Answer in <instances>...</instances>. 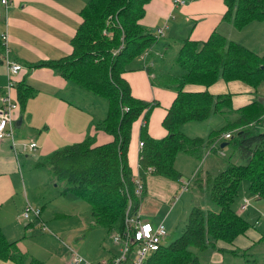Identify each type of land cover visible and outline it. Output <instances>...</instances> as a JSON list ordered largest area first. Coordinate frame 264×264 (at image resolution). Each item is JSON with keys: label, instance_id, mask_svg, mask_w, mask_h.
<instances>
[{"label": "trees", "instance_id": "obj_1", "mask_svg": "<svg viewBox=\"0 0 264 264\" xmlns=\"http://www.w3.org/2000/svg\"><path fill=\"white\" fill-rule=\"evenodd\" d=\"M223 1L226 6L223 18L235 28L264 19V0ZM149 2L88 0L79 13L81 22L71 39L72 52L60 59L36 64L48 65L57 71L67 81V89L74 84L78 87L76 90H86L91 98L105 100V116L96 118L92 124L107 133L110 140L98 144L94 136L87 134L81 141L42 157L35 166L47 167L56 182H64L61 193H74L89 202L94 224L106 228L110 236L125 229L130 202L129 212L137 213L149 174L177 180L181 177L175 167L179 153L201 160L206 150L216 149L218 154L224 151L220 156L224 157L226 167L205 180L213 207L203 210L192 206L182 233L151 252L143 262L204 264L198 259L199 251L215 248L218 240L232 242L250 226L233 208L240 183L248 180L249 189L264 198V131H253L264 115V105L254 101L233 109L228 94L213 95L206 89L187 87H208L222 78L244 81L256 88L264 84V54L228 40L215 29L202 42L187 37L178 42L177 48L168 43L156 52L162 36L140 23ZM141 55H144L143 69L150 77V84L171 89L176 94L162 120L167 131L162 138H153L146 123L158 102L133 96L123 76L131 69L128 64ZM15 83L16 100L23 110L32 90L18 81V77ZM143 112L138 174L144 180V191L139 199L134 194L128 147L132 125ZM215 114L224 123L206 136H190L182 130L187 122L203 121ZM226 133L230 134L229 138L224 137ZM0 259L15 264H47L21 251L16 241L6 239L1 229Z\"/></svg>", "mask_w": 264, "mask_h": 264}, {"label": "crops", "instance_id": "obj_2", "mask_svg": "<svg viewBox=\"0 0 264 264\" xmlns=\"http://www.w3.org/2000/svg\"><path fill=\"white\" fill-rule=\"evenodd\" d=\"M87 1L11 0L7 9L6 23L10 57L23 66V69L17 75L18 81H23L32 90L26 100L24 109L18 108L14 114L15 135L19 142H36L37 149L31 152H15L8 140L0 143V229L7 240L16 241V245L21 251L47 264H70V248L76 249L82 257L89 261L110 258L117 253L118 248L112 241H109L111 245L108 246L106 244L108 241H58L52 235H49L52 241H45L48 236L44 234L40 235L37 241L31 239L35 236L31 234L34 232L31 228L43 223V217H49L50 214L45 212V209L50 208V201L63 198L67 194L61 193V188H57V183H54V187H56L55 196L47 189L45 192L40 190L41 192L36 194L34 192L35 188L32 189L31 179L34 176H31V174L33 171L39 172L38 170L41 167L35 168V163L60 147L81 141L87 134L94 136L98 144L110 140L107 133L93 127L92 123L96 120V117H94L96 112L76 102L73 96L69 98L70 100L62 96V92L67 89V81L48 65H36L41 61L60 59L72 52L71 39L80 25L81 17L79 13ZM179 1L150 0L146 5L145 15L140 23L153 32L158 27H163L160 25L161 20L164 21L167 28H170L167 22L170 21L172 17L170 15L178 6L181 7L177 8L178 12L173 17L177 19L178 13L186 16L184 25L189 23V19L194 20L199 16L210 15L211 12L214 18L209 17L208 21L203 24H198V20H196L189 28L185 25L184 36L182 37H179V33L172 29L170 34L174 38L160 44V46L157 45L156 52L163 44L168 45V43H172L177 48L178 43L176 41L187 37L202 42L215 29L228 40L236 41L257 54H264V19L254 20L238 29L235 28L232 22L224 20L223 14L226 6L222 0H192L189 3ZM5 18L0 5V33L5 29ZM139 60L140 64L139 62L131 63L129 65L131 69L125 71L123 76L129 82L133 96L158 102V106L152 109L146 123L147 130L153 138H162L167 131L161 125L160 119H163L164 109L167 110L176 94L171 89L151 85L150 77L143 69L144 62L141 56ZM1 64L4 68L3 71H0V105L7 83L6 68L0 58ZM242 82L246 83L240 80L226 81L219 78L208 87L190 85L187 88L189 90L206 89L213 95L228 94L231 96L233 109L246 106L254 101L261 102L264 105V86L261 87L260 85L254 88L247 83V85H244ZM16 85L17 83H15ZM15 86L12 90V97L16 100ZM232 86H236L244 92L231 91ZM161 101L165 105L163 108L160 105ZM105 111L106 107L103 112L100 111V119L105 116ZM216 116L217 114L203 120L207 122L204 134H192L186 130L188 127L182 130L190 136H206L219 126V124L213 123ZM194 122H187L182 128L197 124ZM143 123L144 112L132 125L128 147V163L134 176L138 174L140 126ZM258 123L260 126H264V115ZM257 131H264V128ZM211 153L206 150L203 156L205 167L200 175L204 178L201 180L204 181L207 177L215 175L226 167L224 161H221L217 156V158L212 156ZM219 153L224 155V151ZM188 156L184 158V163H190L192 166L194 157L192 155ZM196 166L193 167L190 174H195L194 178L199 179V171L196 172L195 170ZM47 170L48 172H44L46 175L40 174L39 176L42 181L41 184L46 186L49 182H52L50 179L51 173L49 169ZM171 180L155 174H149L146 177L145 195L139 207L140 215L143 213L145 204L150 208L149 211L152 214L159 207V203L151 196L152 188L160 190L165 195L163 199H167L176 193L180 185L179 181L172 180L171 182ZM244 198L250 199V204L241 210L240 206ZM26 202L35 208H40L39 217H35L30 221H24L21 218L20 214ZM40 202L42 206L38 205ZM154 207L155 209H153ZM212 207L213 205L209 199L207 209ZM233 208L250 224L248 229L236 236L232 242L218 240L215 248L199 251L197 253L198 259L204 264H264V198L255 195L246 182L240 185L239 194L233 203ZM69 209L66 206L50 208L54 216L57 217L68 216ZM149 222L154 225L157 224L152 221ZM49 223L53 226L57 225L54 222ZM91 223L94 224L93 221ZM101 236L102 233H99V240ZM28 238H30V241H28ZM103 244L105 245L103 246ZM0 264L15 263L0 259Z\"/></svg>", "mask_w": 264, "mask_h": 264}, {"label": "rangeland", "instance_id": "obj_3", "mask_svg": "<svg viewBox=\"0 0 264 264\" xmlns=\"http://www.w3.org/2000/svg\"><path fill=\"white\" fill-rule=\"evenodd\" d=\"M183 1H185V3H189L192 0H183ZM178 7H181V6H178ZM177 8H175L172 14L170 15L172 17L170 21L167 22L168 26L170 25V28L168 27L164 29L163 36L160 38L159 43H158L159 46L160 44L166 41H171L174 38L170 34L172 29H174L177 33H179L178 35L179 37H182L184 36L183 34L184 29L186 27L189 28L190 26H192L193 22L195 23L196 20H198L197 22L198 24H203L204 22L208 21L209 17H211V19L214 18V15L211 12L210 15L199 16V17H196L194 20L189 19L188 20L189 23L185 24L186 25L185 27L184 23L186 22V16L180 15V13H178L177 19H174L173 17V15L175 16L178 12ZM160 23H161L160 25L164 27V21L161 20ZM178 42L179 41H176V43ZM168 56H170V54H166V57ZM135 62H139L140 64L139 58H136L131 63H135ZM130 64H128V67ZM1 65H0V71H3L4 66L3 65L1 66ZM243 84L247 85L246 83H243ZM71 85L73 88L64 90L62 92V96H64V98H67V99H69L72 96H75L74 100L76 102H79L85 105L86 107L90 108L93 112H96L94 117L100 118L99 116L100 111L103 112L104 108L106 107L105 100L103 98L93 99L89 96L86 90L82 88H80V90H76L78 89V87L74 84H71ZM262 86H264V84H262L261 87ZM162 91H165V90H162ZM231 91L244 92V90L239 89L236 86H232ZM160 105H161V108L165 106L162 101L160 102ZM102 106H103V109H102ZM165 112L166 111L164 109V114ZM161 120L163 119H160V123L162 125ZM213 121H214L213 123L219 124L218 127L223 125L222 124L223 119L221 116H219V114H217V116L214 118ZM194 123H197V124H192V126H184L182 129H185V127H188L186 128V130L192 134H204L207 122L195 121ZM263 128L264 126H260L259 123L258 124L256 123L254 125L253 131L259 132L257 130H261ZM226 151L227 149H225V152ZM211 152H212L211 153L212 156H215V157L217 156L221 161L225 162L224 157L220 156V154L216 152V149H214ZM178 155L179 156L176 159L175 167L180 171L181 177L177 179L180 185L178 186L176 193L167 199H163L165 195L161 193L160 190H155L152 188L151 196H153L155 201L159 203V207H157L156 211H154V214H152L149 211L150 208H148L145 204L143 206V213H141L142 219L152 221L153 223H158L160 221H163L166 227V230H167V235L162 239V244H169L171 241H173L176 237H178L182 233L185 227V223L187 221L191 206H194V205L201 206V208L203 207V210H207V207L209 206L210 193H209L208 188L206 187L205 181L204 180L201 181V179H204V178L201 177L200 175L203 168L205 167V158L204 159L202 158L201 160L193 158V165L191 166L190 163H187V164L184 163V158L189 157L188 155L183 154V153H179ZM195 165H197L195 169L196 172L199 171V179L194 178L195 174L193 173H192L193 175L190 174ZM38 167H41L38 170L39 172L33 171L31 174V176H34L31 179V185L33 186L32 189L35 188L34 192L36 194L41 192L40 190L45 192V190L47 189L51 194L54 195L55 190H56V187H54L55 186L54 183H57L58 181L56 182L55 178L50 174V179L52 180V182H49L47 186L45 184L42 185L41 184L42 181L40 180L39 176L40 174H45L46 172H48L47 170L48 168L45 166L44 167L35 166V168H38ZM28 180L29 178L27 179V181ZM181 181L188 182L187 189H183L181 187ZM246 182H248V180H243L240 183V185ZM57 184H58L57 188L60 189L61 187H63L64 182L60 181ZM40 185L42 186L40 187ZM175 195L178 196V198L175 201V203L172 204V202L174 201ZM50 202H51V204L49 205L50 208L52 207L54 208L56 206L59 208H61L62 206L63 207L66 206L70 208L69 214L66 217H62V216L57 217V216H54V214L52 213V210H50V208L47 207L45 209V212L49 213L50 215L47 218H44L42 216L44 219V222L40 223V225L38 224L31 228L34 230V232L31 234L35 235L33 238H31L32 240L37 241L40 238V235L44 234L48 236V239L45 241H52L49 236V235H52L58 241H85V240L86 241H108L106 242V244L108 246L111 245L109 242L111 241V239H110V236L107 235L106 228L102 226H96L91 223V221H93V217L91 213L92 206L89 202L80 198L74 193H67L66 196H64L63 198H58L57 200L52 199V201ZM38 205L42 206V203L40 202L38 203ZM153 209H155V207ZM20 215H22V212ZM33 218L35 219V217H33V214L30 213V218L23 219V220L30 221ZM49 222H54V224H57L58 226L57 225L53 226ZM99 233H102L100 240H99ZM28 241H30V238H28ZM104 245L105 244H103V246ZM92 262H96V261H92Z\"/></svg>", "mask_w": 264, "mask_h": 264}, {"label": "built area", "instance_id": "obj_4", "mask_svg": "<svg viewBox=\"0 0 264 264\" xmlns=\"http://www.w3.org/2000/svg\"><path fill=\"white\" fill-rule=\"evenodd\" d=\"M10 3L11 0H0V5L6 17L5 29L0 33V58L5 65L7 76L5 93L1 97L2 103L0 105V143L4 140H8L15 152H31L37 149L36 142H19L15 135L14 114L18 110L19 105L17 100L12 97V90L15 86L17 75L20 70L23 69V66L10 57L6 23L7 9ZM165 28H167V25L158 27L155 31L156 35L163 36ZM141 58L144 59V55H141ZM224 137L229 138L230 134L226 133ZM142 145L143 143L140 141L139 146L142 147ZM151 171L152 168H149L148 172ZM134 184V194L140 199L144 191V180L139 174L134 176ZM181 187L187 189L188 182L181 181ZM177 198L178 196L175 195L172 204L175 203ZM130 204L131 202L125 214V229L110 235L111 241L118 247L117 253L110 258L92 262L82 257L75 249L70 248V264H143L147 255L158 250L162 245V239L167 235V230L163 221L154 225L148 220L142 219L139 208L137 213L132 215L129 212ZM249 204L250 200L244 198L240 209H245ZM30 213H32L34 217H39L40 210L26 202L21 218L29 219Z\"/></svg>", "mask_w": 264, "mask_h": 264}, {"label": "water", "instance_id": "obj_5", "mask_svg": "<svg viewBox=\"0 0 264 264\" xmlns=\"http://www.w3.org/2000/svg\"><path fill=\"white\" fill-rule=\"evenodd\" d=\"M223 146H224V143L221 144V147H223Z\"/></svg>", "mask_w": 264, "mask_h": 264}]
</instances>
